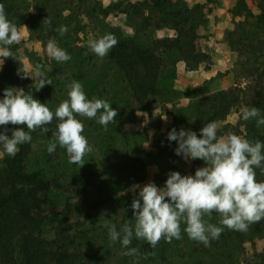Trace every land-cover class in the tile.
I'll use <instances>...</instances> for the list:
<instances>
[{"label":"rangeland","instance_id":"374dc122","mask_svg":"<svg viewBox=\"0 0 264 264\" xmlns=\"http://www.w3.org/2000/svg\"><path fill=\"white\" fill-rule=\"evenodd\" d=\"M56 1L63 10L62 15H66L57 26L48 27L39 22L44 25L39 31L35 26L30 30L26 24L16 25L21 39L10 46L13 58H6L0 65V99L4 89L22 88L55 112L59 104L68 99L66 86L75 80L82 84L88 99L107 100L118 115L114 117L116 123H110L106 130L96 119L77 116L84 125L82 134L92 148L84 155L83 166L70 163L66 150L59 145L51 155L47 152L48 143L54 140L53 133L57 130L55 118L46 126L47 133L42 129L30 133L26 165L29 170L41 172L44 185H35L32 189L29 209L36 215L49 217L43 235L47 240L53 239L54 253L77 252L87 243L99 253L101 264H137V261L138 264H157L164 258V263L176 264L177 255H184L189 247L182 236L171 243L163 240L152 250L145 249L144 240L133 238L129 247L137 248L140 256H126L127 249L119 240L110 241L100 216L105 213L104 218L115 224L117 231L130 220L134 225L133 216L125 213L128 218L114 207V198L126 197L131 207L139 191H131L132 185L142 187L152 181L157 187L164 186L168 175L161 171L153 155L167 141L172 107L186 106L191 101L188 89L202 83L211 91L231 86L244 89L255 82L264 86V30L254 26L252 17L247 18V23L235 26L243 19L246 8L253 14L257 12L259 0H172L180 3L182 14L167 5L154 6L148 0ZM176 15H181V19ZM172 21L183 22L184 29L195 35L194 45L207 57L195 68H189L181 59L176 60L168 85L157 76L156 88L136 102L123 94L126 84L106 60L107 55L102 58L95 55L88 41L110 33L117 39L133 37L148 44L150 38L173 37L176 29ZM61 26L67 27L64 35L57 31ZM49 39H55L71 59L57 62L49 57L46 51ZM171 56L177 57L173 52ZM36 64L43 66L42 70L52 82L39 91L33 75ZM21 69L23 76L18 74ZM14 74L18 76L16 82L12 81ZM164 86L166 90L160 92ZM243 107V103L233 105L226 117L216 122L218 132H223L221 135L228 131L244 135ZM5 128L0 126V132ZM7 130L4 134L11 136V130ZM6 155L0 145V164ZM137 156L143 159L144 165L130 167ZM173 164L184 175H194L197 168L206 166L200 159L196 163L195 160L185 161L181 156L175 158ZM219 220V215L214 213L211 223L224 229ZM242 245L238 262L264 251V236L252 234ZM151 252L155 255L146 260L142 258L143 254Z\"/></svg>","mask_w":264,"mask_h":264},{"label":"clouds","instance_id":"9594fccd","mask_svg":"<svg viewBox=\"0 0 264 264\" xmlns=\"http://www.w3.org/2000/svg\"><path fill=\"white\" fill-rule=\"evenodd\" d=\"M43 23L51 25V18H45ZM57 31L64 35L67 27L61 26ZM20 39L18 27L7 19L5 7L0 4V65L6 58H13L10 46ZM117 44L118 39L110 33L88 41L90 50L101 58ZM46 51L57 62L71 59L55 39H49ZM34 67L36 90L51 85V80L42 70L43 66L36 64ZM30 77L33 79V76ZM66 87L68 99L62 101L55 112L22 88L3 90L0 126L26 125L27 128L25 131L16 127L11 136L4 134L7 128L0 132L4 153L14 157L19 145L31 142V132L42 129L47 133L49 129L46 126L55 118L58 121L57 130L53 133L54 140L48 143L47 152L51 155L59 145L66 150L70 163L85 164L83 157L92 148L82 134L84 125L77 116L96 119L106 130L110 123H116L114 117L118 112L107 100L88 99L78 81L73 80ZM241 113L246 121L255 118L257 127L264 125V116L258 108L245 106ZM217 133L215 121L206 123L200 129V138L194 131L173 128L167 139L176 141L175 154L185 161L200 159L206 166L197 168L194 175L169 172L163 187H157L152 181L142 187L132 185L131 191L139 190L131 203L135 223L133 225L131 220L126 222L121 231L104 218L105 213L101 214L100 218L104 220L102 226L107 228L110 241L115 243L119 240L127 249L124 255L140 256L137 248L129 247L133 238L148 242L152 248L162 239L168 243L181 239L182 223L186 225L183 231L191 240L209 246L210 241L218 239L223 232V227L209 222L213 213L219 215L220 225L241 232H246L251 224L264 219V181L256 180L255 171L264 164V143L250 141L232 131L219 136ZM153 255L154 252L145 253L142 258L146 260Z\"/></svg>","mask_w":264,"mask_h":264},{"label":"trees","instance_id":"16d2710c","mask_svg":"<svg viewBox=\"0 0 264 264\" xmlns=\"http://www.w3.org/2000/svg\"><path fill=\"white\" fill-rule=\"evenodd\" d=\"M148 1L154 6L167 5L171 9L181 11L180 3L176 1ZM0 4L4 5L9 21L16 25L26 24L30 30L32 26H35L42 31L44 25L54 27L61 19L66 18V15H62L63 10L60 9L56 0H0ZM256 8L255 14L246 8L243 19L237 21L235 26L247 23V18L252 17L254 26L264 30V0H259ZM185 13L187 14L188 11L186 10ZM47 17L51 18V25H41L39 22H43ZM176 17L181 19V15ZM172 23L176 29L173 37L150 38L148 44H142L133 37H120L118 44L106 56V60L112 64L126 84L123 94L126 93L136 102L145 99L156 88L157 76L158 79H163L162 82L166 83V86L168 85L176 60L181 59L189 68H195L207 57L194 45L192 40L195 35L184 29L183 22L172 21ZM39 37L44 39L43 35ZM172 52L177 57L171 58ZM165 61L172 67L166 65ZM18 74L23 76L22 69ZM11 76H13L12 81L16 82L17 74ZM205 84L202 83L187 90L191 101L186 106L172 107L170 112L172 121L168 133L173 128L177 131L183 128L196 132L197 137L200 138V129L206 123L223 120L230 108L237 103L258 108L264 116V86L258 82L244 89L231 86L217 91L209 90ZM166 86L159 91L166 90ZM242 125L244 138L264 143V125L257 127L255 118L243 122ZM5 127L11 132L16 127L27 131L26 125L8 124ZM217 134L219 136L223 132ZM30 147L31 142L19 145L17 154L14 157L6 155L0 164V264H101L99 253L91 244L85 243L83 250L77 252L64 251L57 254L52 251L53 239L47 240L43 235L46 225L50 222L49 217L36 215L29 209V201L33 198L32 189L35 185L40 187L44 185L41 172L29 170L26 165ZM176 147V141L167 139L155 152L153 158L160 163L163 173L168 175L169 172L176 171L183 176L184 174L173 164L174 159L178 157L174 151ZM197 160L195 159L196 163ZM132 162L130 167L144 165L143 159L139 156ZM255 171L256 180L264 181V164ZM113 201L114 207L123 215L128 218L133 216V210L129 207L126 197H116ZM125 213H129L130 216ZM212 217L209 220L210 223ZM205 219L208 218L205 217ZM185 227L186 225L182 223L181 236L189 242L187 248L189 252L177 255L176 264H264V251L238 262V255L243 251L242 242L250 239L252 234L264 236V219L251 224L246 232L224 227L219 238L211 240L209 246L191 240L183 231ZM59 232L63 231L56 233ZM248 234L249 237H246ZM143 246L147 250H152L146 241ZM163 260L157 264H166L164 263L166 259Z\"/></svg>","mask_w":264,"mask_h":264}]
</instances>
